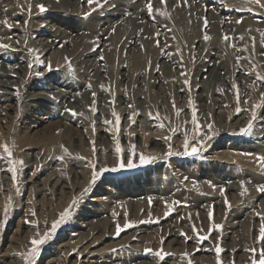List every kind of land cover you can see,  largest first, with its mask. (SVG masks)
<instances>
[{"label":"rangeland","instance_id":"rangeland-1","mask_svg":"<svg viewBox=\"0 0 264 264\" xmlns=\"http://www.w3.org/2000/svg\"><path fill=\"white\" fill-rule=\"evenodd\" d=\"M56 1L54 7L44 0H0V44L10 46L0 47V73L10 77L0 75V264H28L25 257L31 240L48 232L73 198L88 187L91 170L77 157L98 160V167L111 168L129 156L139 164L140 154L161 158L148 165L104 173L71 217L42 245L35 264H188L189 259L193 264H217V256L222 264H251L254 256L258 259L264 249V241L258 239L261 219L257 215H264V193L257 191L258 186L264 187V168L257 159L264 156V105L255 109L251 134L237 133L252 119L254 105L260 104L264 92V82L257 79V73L264 75V8L251 0H166V4L161 0H123L141 2L145 21L139 22L151 26L147 32L144 27L129 36L122 22L121 34L126 35L118 40L121 31L116 26L107 32L99 30L98 24V30L93 27L97 19L109 18L117 9L115 0H99L100 7L95 0L91 5L80 0L71 14L73 4L65 10L59 6L63 0ZM39 4L45 6V12L39 11ZM203 5L205 10L195 13L200 34L195 40L179 34L173 12L179 11L184 18L192 6ZM213 11L223 21L222 28L216 27L217 37L211 34L213 21L209 16ZM5 19L11 28L3 23ZM205 35L209 39L205 40ZM46 44L54 46L50 49ZM87 56L97 59L94 66L84 63ZM148 56L152 61L145 66ZM38 59L45 63H37ZM211 60L220 61L223 67L215 69ZM49 62L52 71L45 66ZM46 81L58 83V88ZM5 82L11 85L6 86L13 94L10 102L4 97L8 91L2 88ZM234 83L238 88H233ZM63 96L68 99L62 101ZM34 102L41 103L40 110L29 106ZM238 107L242 111L237 112ZM193 109L202 131L207 132L206 125L212 123L215 135L200 156L165 155L169 144L174 152H183L185 135L195 143ZM114 112L120 117L118 125ZM33 116L44 117L45 122L35 126ZM100 133L105 140L100 139ZM166 137L171 139L166 142ZM117 140L122 149L119 155L115 152ZM234 141L242 149L233 147ZM5 144L12 151L10 157L2 147ZM235 153L239 155L237 162ZM106 154L112 155L109 158ZM61 156L64 160L58 159ZM20 160L22 166L15 163ZM13 166L17 168L16 181L9 171ZM165 166L169 167L165 175L154 172V168L160 171ZM181 166L184 173H191L187 179L180 176ZM196 167H203L202 171H194ZM193 173L198 176L189 178ZM133 178H139L141 184L155 179L153 184L149 182L155 192L122 198L124 193L133 192L124 187ZM168 186L169 194L179 193L173 201L157 189ZM98 198L104 202L100 204ZM137 200L142 201V208L135 216L131 213L135 207L130 204ZM85 216L86 225L80 226ZM229 219L241 224L223 223ZM203 220L207 226L202 225ZM214 222L222 227L213 230L209 239L199 241L197 233L208 235ZM126 223L134 226L117 235V225L123 228ZM162 239L164 251L172 255L160 262L144 250H159ZM217 245L223 249L220 253L215 251Z\"/></svg>","mask_w":264,"mask_h":264},{"label":"snow or ice","instance_id":"snow-or-ice-1","mask_svg":"<svg viewBox=\"0 0 264 264\" xmlns=\"http://www.w3.org/2000/svg\"><path fill=\"white\" fill-rule=\"evenodd\" d=\"M93 2H94V0H88L89 5H91ZM95 2L97 4V7H100L101 6L99 4V0H95ZM105 2H107V0H105ZM185 2H186V0H185ZM251 2L259 5L260 8H264V3H262L261 0H251ZM161 3L162 4H166V0H161ZM37 7L39 8V11L41 13H43V12L46 11V8H45V6L43 4H39ZM147 7H148V10H149V14H151V12L153 10L152 4L149 3L147 5ZM240 22L241 21H237V23H240ZM3 23L7 27H9V28L12 27L11 24H8V22H7L6 19L3 21ZM25 23H27V21ZM206 24H207V20H205V25ZM240 38L243 39V36H241ZM204 39L207 40V39H209V37L207 35H205ZM224 40L225 41H228L229 40V37L227 35H225L224 36ZM157 44H159V41H157ZM0 47H2V48H9L10 46L7 45V44H0ZM101 59H103V57H101ZM37 63L44 64L45 62L43 60H39L38 59L37 60ZM45 66L48 69V71H52L50 62L47 63ZM31 67H32V65L30 64L29 65V68H31ZM253 70H254V67H253ZM249 74H251V73H249ZM36 75H42V73L37 72ZM257 79L260 82H264V75H259L257 73ZM184 83L185 84H188V80L186 79L184 81ZM90 86L91 85H89V87ZM103 87L104 86L101 85V88H103ZM233 88H238V86L234 83L233 84ZM93 96H95V93H93ZM53 99H55V97H53ZM237 99L239 100V96L237 97ZM261 105H264V92L261 93V102H260V104L254 105V108H253V111H252V119L249 120L248 125L246 127H243L241 129H239V132L237 134H239V135H250L251 134L252 129H253V126H254L253 121L256 119V111H255V109L261 107ZM173 107L175 108V102L174 101H173ZM66 111L71 112L73 115H76V113L74 112V110L66 109ZM92 111L93 112L96 111V109H95V101L93 102V105H92ZM179 111L180 110H177V115L179 114ZM240 111H242V109H240L238 107L237 108V112H240ZM113 115L116 117V124L118 125L119 122H120V117L115 112L113 113ZM150 118H152L151 117V113H150ZM129 119L131 120L132 117L130 116ZM192 122L195 125V137H194L195 143H190L187 135H185L184 142H183V152H178V151L177 152H174L172 150V145L169 144L168 145V152L165 155H167V156L182 155V156H185V157H195V156H200L201 155L203 149L206 147V142L208 140H211L212 137H213V135H215V133L213 132V124L212 123H208L206 125L207 132L202 131L201 125L197 121L196 110L195 109H193ZM94 123L95 122H93V125H94ZM105 123H111V121H105ZM160 126L163 127V124H161ZM173 132H175V130H173ZM208 133H212V135H208ZM170 139H171V137H166L165 138V141L167 142ZM92 144H93V149H92L93 156H95L96 148H95L94 142H92ZM2 147L4 148V151L10 157L12 155V151L8 147V145L5 144V145H2ZM61 147L63 148L64 146L61 145ZM64 152L66 154H68V155H71L70 153H68L67 148H64ZM115 152L118 155L122 152V149L120 147V144H119V141L118 140L116 141ZM77 158L78 159L85 160L86 163H87V167L91 170V179L89 181L88 187H86L81 192V196L80 197H74L73 198L71 204H69L68 207L65 208L64 211L59 214V218L56 219V220H54L51 223V226H50V229H49L48 232H46L41 238H33L31 240V245H32L31 250L29 251L27 257H25V259L28 261V264H35V258L39 256L42 245H44L56 233V231L58 230V228L71 217V215L73 214V210L78 207V205H79V203L81 201V198L86 193H88V192H90L92 190L93 186L104 175V173L109 172V171L115 172V171H118L119 169H123V168H129V169H131V168H135V167H138V166L148 165V164L154 162L155 160H157L158 158H161V157H158V156H155V155H153V156H146V155L140 154V156H139V164H137V163H135L133 161L132 156H129L127 158L126 162H124V160H120L117 163L116 166L111 167V168L107 167L106 165L99 166L98 167V165H99V161L98 160H95V161L94 160H88L85 157H77ZM58 159L64 160V156H61ZM257 159L260 162V166L262 168H264V156H259V157H257ZM15 163H19L21 166L23 165V161L22 160H20L18 162H15ZM9 171H11V173H12L13 180L16 181L17 180V168L15 166H13L11 169H9ZM185 179H187V177H185ZM16 191H17V193H19L20 189L17 188ZM220 191H221V193H223L224 192V189L221 188ZM245 191H246V189H245ZM257 191L258 192H261V193H264V187L258 186ZM10 202H11V197L8 198V203L5 204V208H4V222L5 223L7 221V211H8V207L10 205ZM225 203L226 204L228 203L227 200L225 201ZM169 211H171V209H169ZM168 214H169L168 212L165 213V215H168ZM31 215L35 216L36 213L35 212H32ZM212 215L213 214L210 211L208 213V217H209V220L210 221L212 219ZM257 215L260 216V219H261V224H260V228H259V237H258V239H260L261 241H264V215H261L260 213H257ZM145 222H151V221H145ZM26 223L35 224L37 222L36 221H26ZM133 226L134 225L131 224V223H126L123 226V228H121L119 225H117L116 234L119 235V233L121 231H124L125 229H127L129 227H133ZM221 227H222L221 225H218V224H215V223H211L210 228H209L208 235H199V233H197V236H198L199 241L203 242L204 240L209 239L211 232L213 230H218ZM193 230L195 231V228ZM181 234L186 236V234H184V233H181ZM163 243H164V241L162 239L161 240V248L159 250L154 251L151 248H146L144 251L146 253H149V254H154V256L157 257L160 262H163V261L166 260L167 257H169L170 255H172L171 253L164 251V249H163ZM222 250L223 249H221L217 245L215 251L217 253H220ZM249 251L255 252L256 250L255 249H249ZM184 255L187 256L188 254L187 253H184ZM188 264H193V262L191 261V259H189ZM217 264H222V262L219 259V256H217ZM251 264H264V249H262V250L259 251V257H258V259L255 256L252 258Z\"/></svg>","mask_w":264,"mask_h":264},{"label":"bare ground","instance_id":"bare-ground-1","mask_svg":"<svg viewBox=\"0 0 264 264\" xmlns=\"http://www.w3.org/2000/svg\"><path fill=\"white\" fill-rule=\"evenodd\" d=\"M45 2H47V5H52V6H54V7H56V4H57V2L58 1H56V0H44ZM116 2H118V7H117V9H115V10H113L112 11V13H110L109 14V18H101V19H97L99 22H97L93 27H96L97 26V24L99 25L98 27H99V30H101V31H105V32H107V31H109V30H111L112 28H114L115 26H116V28H117V31L118 32H120V33H118V34H120V35H118L117 34V32L115 33V34H117L118 35V40H119V37L121 36H123V35H126V34H121L123 31L121 30L122 29V27H124V23H122V22H125V27H124V29H125V31H127L129 34V36H133V34H134V32L136 33V31L138 30V29H140V28H144V27H146L145 29H146V32H147V27H149V26H151L149 23H147V22H145L144 23V26H141V24H140V22H139V20H143V21H145L144 19V15L142 14V10H141V5H140V3H131V1H129L130 3H125L123 0H115ZM126 1V0H125ZM128 1V0H127ZM133 1V0H132ZM143 2V1H142ZM192 3V2H191ZM67 4V6H65ZM70 4H73L74 6L72 7V8H74L73 10H69V11H71V12H68L69 14H71L72 13V11H76L77 9H76V6H79L80 4H81V1L80 0H63L62 1V3L59 5L62 9L64 8L65 10L68 8V6L70 5ZM198 4V3H197ZM200 5V4H199ZM198 5V6H199ZM205 5H206V3H205ZM5 7H6V5H5ZM205 8V6L203 5V6H201V7H195V6H192V10H191V13H187L186 12V15H184L185 17L183 18L181 15H180V12L178 11V12H175L174 10V14L172 15L173 16V20H174V22L176 23V25L178 26V28H179V30H178V28H177V32L180 34H183V35H185L188 39H190V40H195V38H196V36L198 35V34H200L199 32H198V30H199V27H200V24H199V20H198V18L195 16V13H196V11H200V12H202V9L203 10H205L204 9ZM71 9V8H70ZM184 9V8H183ZM183 9H181V10H183ZM212 11V10H211ZM217 11V10H216ZM224 11V10H223ZM209 17H211V19H212V21H213V25L211 26V31H213V33H211L212 34V36H214V37H217V33H218V30H217V26L219 27V29L220 28H222L223 27V21H222V19H220L219 18V15H218V13H215V11H213L212 12V14L209 16ZM166 24V23H165ZM199 24V25H198ZM92 26V25H91ZM90 26V28H92ZM154 26V25H153ZM155 27V26H154ZM22 29V28H21ZM20 29V30H21ZM94 29V28H93ZM96 29H97V27H96ZM157 29V28H156ZM17 30H19V28H18V26H17ZM95 30V29H94ZM94 30H91L90 29V31H94ZM98 30V29H97ZM155 30V29H154ZM156 31V30H155ZM126 32V33H127ZM143 33L145 34V32L143 31ZM127 35V36H128ZM182 35V36H183ZM14 36V35H13ZM17 35H15V37H16ZM181 36V37H182ZM88 37V36H87ZM17 38H18V36H17ZM117 38H115V40H117ZM213 38V37H212ZM88 39V38H87ZM41 40V39H40ZM83 43V42H82ZM119 43V42H118ZM127 43H129V40L128 41H126V44ZM42 44V43H41ZM85 44H87V43H85ZM115 45V44H114ZM54 46V44L53 45H50V44H46V47L47 48H52ZM116 47H115V49L117 48V45H115ZM135 48V47H134ZM47 50V49H46ZM64 50V49H63ZM21 51V50H20ZM110 54V53H109ZM109 54L107 55V56H109ZM113 55V54H112ZM93 56V55H92ZM92 56H87V58H86V60L84 61V63H86V64H88L89 66H94L95 64H96V62H97V59H92L91 57ZM20 59L22 60V58L20 57ZM111 59V58H110ZM156 59V58H155ZM115 60V59H114ZM151 61H152V57H147V59H146V61H145V66H147L149 63H151ZM168 63V62H167ZM166 63V64H167ZM211 63H214V68L215 69H218V68H222L223 66V64H221V62L219 61V63L218 62H214V60H211ZM210 63V64H211ZM165 64V65H166ZM111 65V64H110ZM169 65H170V63H169ZM144 66V67H145ZM167 66V65H166ZM165 66V67H166ZM209 66V65H208ZM168 68H169V66H168ZM166 69V68H165ZM214 71V70H213ZM4 73H6V72H1L0 73V75H4V77H7V78H10L9 77V75H5ZM216 73V72H215ZM216 78L218 77V74L215 76ZM6 78V79H7ZM157 78V77H156ZM157 80V79H156ZM48 84L47 85H52V86H54V88L53 89H57L58 88V83H56V82H50V81H46ZM156 84L158 85L159 83H158V81H156ZM155 85V84H154ZM6 86L7 87H10L11 85H9V84H7V82H5L4 84H2V88H5V89H7L8 91H4V93H6V95H4V97L6 98V100L8 101V102H10L11 100H12V98H13V94H12V92H9V89L8 88H6ZM70 86H72V87H74L75 85L74 84H71ZM48 87V86H47ZM51 87V86H50ZM207 88V87H206ZM33 95V94H32ZM78 94H76V96H77ZM61 97V96H60ZM200 97H202V95H200ZM65 99H68V96H63V98H61V100L63 101V100H65ZM77 99V98H76ZM31 102V101H30ZM41 102V101H40ZM63 103V102H62ZM31 108H35V109H39L40 110V106H41V103H36V102H34V103H31L30 105H29ZM42 110V109H41ZM33 119H35V126L37 125V124H42V123H44L45 122V120H44V117H40V116H33ZM146 125V124H145ZM104 134V133H103ZM102 133H100V135H99V137H100V139L101 140H105V135H103ZM236 139H238V137H235ZM106 140H107V137H106ZM108 142V141H107ZM106 142V143H107ZM152 142L153 143H155V144H158V142H156L155 140H153L152 139ZM103 143V142H102ZM226 142H224V143H222V144H225ZM246 143V142H245ZM104 144V143H103ZM227 144V143H226ZM230 144V143H229ZM235 144H239L237 141H234L233 142V144L232 145H235ZM107 144H105V146H106ZM231 146V145H230ZM240 146V145H239ZM239 146H233V147H235V148H238V149H240L241 147H239ZM252 147V146H251ZM106 148H108V147H106ZM246 148V147H245ZM105 149V148H104ZM111 149V148H110ZM113 149V148H112ZM242 149V148H241ZM106 151H107V149H105ZM113 151V150H112ZM111 152V151H110ZM107 153V152H106ZM113 154V153H112ZM111 154V155H112ZM234 154V153H233ZM106 155H109V154H106ZM111 155H109V156H106V157H111ZM217 155V154H216ZM237 154L235 153V161L237 162L238 160L237 159H239L238 158V156H236ZM140 156V155H139ZM104 158V157H103ZM231 159H233V158H231ZM102 160V159H101ZM104 160V159H103ZM108 160H110V159H108ZM108 160H107V162H108ZM234 160V159H233ZM103 162V161H102ZM114 162V161H113ZM104 164V163H103ZM165 164H167V163H165ZM179 164V163H178ZM200 164V163H199ZM170 166L172 165V164H169ZM185 165V164H184ZM183 165V166H184ZM202 165H205V164H202ZM226 165V164H225ZM227 166V165H226ZM229 166V165H228ZM171 167H176L175 165L174 166H171ZM178 167H180V166H178ZM185 167V166H184ZM184 167H182L181 166V168H179L178 170H180V171H182L183 172V168ZM198 167V166H197ZM195 168V170L194 171H198V172H200V171H202V168L203 167H200L199 169L198 168ZM235 167V166H234ZM234 167H232V168H234ZM205 168V167H204ZM89 169V168H88ZM163 170H160L159 171V168H154V172H157V173H161V174H166L167 173V169H169V167L167 166H165V167H163L162 168ZM218 169V168H217ZM220 169V168H219ZM229 169V168H228ZM231 169V168H230ZM84 170H86L85 168H84ZM223 170H224V168H223ZM233 170V169H232ZM89 171V170H88ZM177 171V170H176ZM153 172V173H154ZM175 173V172H174ZM190 173V171H186L185 173L183 172V173H181L180 174V176H181V178H184L185 179V177L187 176V174H189ZM224 173V172H223ZM227 173H228V171H227ZM154 174H156V173H154ZM191 174V173H190ZM222 174V173H221ZM178 175V174H177ZM228 175V174H227ZM226 175V176H227ZM31 176H32V174H31ZM31 176L29 177V181H30V179H31ZM198 175H196V173L194 174L193 173V175H191L189 178H193V177H197ZM221 176V175H220ZM219 176V177H220ZM230 176V175H229ZM33 177V176H32ZM152 177V176H151ZM139 179V178H138ZM138 179H136V180H134V178H133V180L134 181H128L129 183L128 184H126L124 187H125V189L127 188L128 190L130 189H132L133 190V192H128V193H124V195L122 196V198H125V199H127V197H130V199L131 198H133V197H137V196H140V195H142L144 192L146 193V192H155L154 191V189H151L152 187L154 188V186H152L151 187V185L149 184V182L150 183H152V181L153 180H155V179H152V180H148V181H146L144 184H141L140 183V181L138 182L137 180ZM180 179V178H179ZM128 180H131V178L130 179H128ZM142 180V179H141ZM191 180V181H190ZM189 181L192 183L193 181H192V179H190ZM198 180V179H197ZM196 180V181H197ZM181 181V180H180ZM31 182V181H30ZM123 182V181H122ZM125 182H127V180L125 181ZM168 183V182H167ZM184 183V182H183ZM31 184H33V183H31ZM122 184V183H121ZM150 185L149 187H147V186H144V185ZM153 184V183H152ZM185 184V183H184ZM156 185H158L157 183H156ZM168 185H170L171 186V184H170V182L168 183ZM34 186V185H33ZM38 186V185H37ZM164 186H166V184L164 185ZM170 186H168L169 188H167V189H162V188H158L157 187V189H158V192H160L159 190H161V192H160V194L161 195H165L166 196V200H174V198H176L177 197V195L179 194H175V193H171V194H169L168 192H167V190L168 189H170L171 187ZM108 187V186H107ZM118 187V186H117ZM121 187V186H120ZM151 187V188H150ZM159 187H160V185H159ZM167 187V186H166ZM172 187H173V185H172ZM176 187V186H175ZM62 188H64V187H62ZM164 188V187H163ZM179 188H180V186H179ZM175 189V188H174ZM120 190V189H119ZM156 190V189H155ZM172 190V189H171ZM171 190H169V191H171ZM177 189H175V191H176ZM180 190V189H179ZM115 191V190H114ZM122 191V190H121ZM186 191V190H185ZM188 191V190H187ZM182 192V191H181ZM184 192V191H183ZM182 192V193H183ZM122 193V192H121ZM188 193V192H187ZM184 194H186L185 192H184ZM191 193H189V195H190ZM98 195H100V194H98ZM170 195V196H169ZM188 195V196H189ZM112 196V195H111ZM194 196H196V194L194 195ZM200 196V195H199ZM100 197V196H99ZM102 197V196H101ZM198 198V197H197ZM203 197H201L200 199H202ZM128 200V199H127ZM144 200V199H143ZM97 201L98 202H100V204L101 203H103L104 201H103V199L102 198H98L97 199ZM130 203V202H129ZM127 204V203H126ZM142 204V201H136V203H131L130 205H133V206H131V208L132 207H135L133 210H136V211H134V212H131L132 214H134L135 212H138V210H140V208H142L141 205ZM158 205V204H157ZM159 206V205H158ZM112 208H114L113 210H116V209H118L117 207H112ZM198 208H201V206H199ZM93 211V210H92ZM148 213V212H147ZM85 215V214H84ZM135 216H136V214H134ZM87 219V217L85 216V218H84V221L83 222H81V223H79L80 224V226H84V225H86V220ZM220 219V218H219ZM232 219V218H231ZM231 219H229V221H225V220H223V221H225V222H223V223H225V224H230L229 226H234V225H236L237 223H240L241 224V222H239V221H233V222H231L230 220ZM197 220V219H196ZM205 220V219H204ZM203 220V223H202V225H205V226H207L206 224H207V222L206 221H204ZM215 221V220H214ZM221 221V219L220 220H218V223ZM174 223H177L178 221H173ZM195 222H198V221H195ZM244 222V221H243ZM75 223H76V221H75ZM215 224H216V222H214ZM78 224V225H79ZM166 224V223H165ZM164 224V225H165ZM168 224V223H167ZM171 224V223H170ZM76 225V224H75ZM177 225V224H176ZM171 226H173V225H171Z\"/></svg>","mask_w":264,"mask_h":264}]
</instances>
